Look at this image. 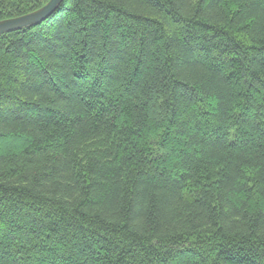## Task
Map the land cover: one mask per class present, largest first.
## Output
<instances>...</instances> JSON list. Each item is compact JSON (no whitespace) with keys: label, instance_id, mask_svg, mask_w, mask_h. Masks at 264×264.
Masks as SVG:
<instances>
[{"label":"trees","instance_id":"trees-1","mask_svg":"<svg viewBox=\"0 0 264 264\" xmlns=\"http://www.w3.org/2000/svg\"><path fill=\"white\" fill-rule=\"evenodd\" d=\"M0 264H264V0H63L0 35Z\"/></svg>","mask_w":264,"mask_h":264},{"label":"water","instance_id":"water-1","mask_svg":"<svg viewBox=\"0 0 264 264\" xmlns=\"http://www.w3.org/2000/svg\"><path fill=\"white\" fill-rule=\"evenodd\" d=\"M63 0H48L41 8L30 13L0 21V35L35 27L47 20Z\"/></svg>","mask_w":264,"mask_h":264}]
</instances>
